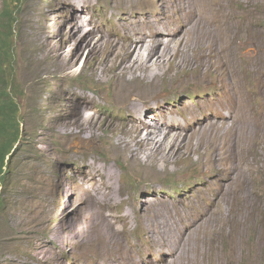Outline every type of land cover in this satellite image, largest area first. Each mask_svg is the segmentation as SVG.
Wrapping results in <instances>:
<instances>
[{
  "label": "rangeland",
  "instance_id": "obj_1",
  "mask_svg": "<svg viewBox=\"0 0 264 264\" xmlns=\"http://www.w3.org/2000/svg\"><path fill=\"white\" fill-rule=\"evenodd\" d=\"M154 1L26 0L18 9L21 138L1 188L0 264H264V0H194L200 13L187 26L175 23L177 5L163 15L169 37L190 36L205 52L202 78L190 79L195 60L166 61L155 108L133 117L151 124L150 136L165 134L166 163L156 154L130 170L107 158L108 135L125 128L108 60L143 17L156 24ZM62 62L64 82L47 80ZM129 95L126 105L142 100ZM69 112L74 126L96 121L99 139L58 132ZM191 142L190 155L178 154Z\"/></svg>",
  "mask_w": 264,
  "mask_h": 264
},
{
  "label": "bare ground",
  "instance_id": "obj_2",
  "mask_svg": "<svg viewBox=\"0 0 264 264\" xmlns=\"http://www.w3.org/2000/svg\"><path fill=\"white\" fill-rule=\"evenodd\" d=\"M196 3L194 0H155L153 7L158 9L155 18L156 24L151 23L146 19V17H143L141 19L140 26H136V28L133 27L134 29L132 28L133 31L130 32L129 41L127 42L128 46L125 47L126 43H118L121 48L116 52L114 51V55H112L108 60L107 66L115 67V75L118 77L114 81L117 88L114 90L111 99L113 103L117 102L116 108H122L121 110L125 112L123 117V121H125V128L124 132H121L122 134L120 136H117L115 132L108 135L111 150L107 158L111 161L116 159L122 160L130 170H135L138 167L148 165L156 154L160 156L163 163H166L167 158L165 154L162 153V150H167V153H170V148L165 146L164 143L165 134L163 135L162 132H160L158 137L154 138L149 134V130L152 129L151 124L144 125L142 119H136L138 126H133L132 123L134 115L140 110H152L155 108L154 103L151 100L160 89L156 83L157 78L160 76L159 69L162 65L166 61H174L179 69L184 63L195 60L196 66L193 68L194 71L190 79L194 80L197 77L202 78L201 73L205 67V52L201 49L200 45L192 37L184 34L178 35L175 31L174 37L171 38L169 37L170 34L168 31H163V29L158 27L161 20L167 22L166 18H163V15L166 12L171 11L175 5L180 7L178 12L179 20H176L175 23L180 24V26H187L192 21L190 18H194L200 13V4L197 5ZM71 7L77 8L75 6ZM143 7L144 5L140 2L139 9L142 10ZM196 7L198 10H196ZM157 34L161 35L159 40L156 37ZM164 36L167 37L165 40L162 38ZM103 42L99 44V46H102ZM161 43L162 45H160ZM96 47L97 46H95L92 51H94ZM178 54L182 56V60L177 62V60H175V56ZM170 64L171 63H169V65ZM68 68L69 67L66 63H60V65L55 68V70L58 71V74L55 73L53 77V75L48 74V71L46 73V79L51 80L52 78H55L58 81L64 82L66 75L70 73L67 72ZM190 79H186L180 84H178L176 80H174V83H171L175 84L174 87H184L189 83ZM149 87H151L152 91L149 90ZM63 89L65 92L70 93L69 86H64ZM131 90H139L142 100L139 101V98L137 100L134 95L131 97L132 102L126 105L124 101L130 96L129 93ZM215 100L218 101V99ZM142 102H146V104L142 105ZM88 104L93 106L91 102ZM157 105L159 106L161 103L159 102ZM69 115L70 112L67 117L59 121L58 127H56L58 132L66 134L70 137L81 138L83 139V142L99 139L96 121H91L86 116L83 120H77L74 126L69 121ZM151 115H153V113H151ZM153 117L156 118L157 115H153ZM115 126L116 118L111 114L105 123V127L112 129ZM116 137L117 139L113 141ZM176 137H178V135ZM169 145L170 147L172 146L170 142ZM193 149L194 147L191 142L188 143L182 151L178 152V154L184 152L190 155V152ZM145 170L146 172H150V168H145ZM167 173H171V171ZM161 174L163 173H157V177ZM198 227H201V225H198ZM177 237L181 236L179 235ZM157 243L160 245V241L156 242L155 245Z\"/></svg>",
  "mask_w": 264,
  "mask_h": 264
},
{
  "label": "trees",
  "instance_id": "obj_3",
  "mask_svg": "<svg viewBox=\"0 0 264 264\" xmlns=\"http://www.w3.org/2000/svg\"><path fill=\"white\" fill-rule=\"evenodd\" d=\"M23 1L26 0H3L5 7L0 14V203L8 161L19 147L21 138L19 106L14 98L13 24ZM231 11H234L232 7Z\"/></svg>",
  "mask_w": 264,
  "mask_h": 264
}]
</instances>
